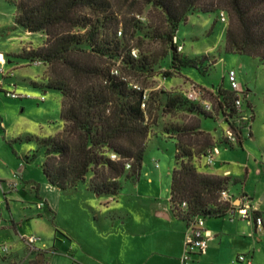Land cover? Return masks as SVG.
Segmentation results:
<instances>
[{
    "label": "rangeland",
    "instance_id": "1",
    "mask_svg": "<svg viewBox=\"0 0 264 264\" xmlns=\"http://www.w3.org/2000/svg\"><path fill=\"white\" fill-rule=\"evenodd\" d=\"M111 1L114 10L120 13L119 18L123 22L120 29L123 31L127 29V38L131 45H134L133 55L136 58L144 56L150 59L155 56L159 59L150 72L139 73L134 70L121 69L118 62L113 66V69L117 68L119 73L144 88L149 95L145 112L150 132L141 169L143 175L140 179L137 177L127 178L125 175L118 178L123 189L119 195V202L114 205L115 208L120 209V214L124 212L129 214L116 217V222L119 225L115 230L117 240L113 243L114 253L112 252V255L115 256L112 259L117 264H129L127 235L130 231L127 232V230L133 227L142 230V225L148 223L152 209L160 203L163 205L167 203L169 179L171 178L172 181L171 171L176 165V144L181 143L192 148L182 141L178 142L180 131L186 130L196 121H200L203 130H209L213 137V133L221 136L223 125L219 127L213 118L201 115L199 111H204L201 104L198 105L187 98L186 94L189 92L190 86L193 83L197 84L205 91V99L216 103L212 90L221 86L223 81L224 85L228 87V71L230 69L236 70L238 82L249 94L248 99H245L246 103L250 101L257 106L256 117L251 125L255 139L247 140L244 150L228 151L223 144L219 143L222 151L221 157L228 158L229 167L233 171L245 173L246 168L252 171L247 181V188L254 201L261 202L264 212V60L225 51L226 31L230 22L226 10H224L226 20L222 21L219 10L202 12L198 8H194L176 32L181 43H184V49L178 54L179 59L174 64L175 49L170 48L167 39L160 37L162 31L167 28L164 11L154 4L142 1ZM15 9L13 0H0V77L4 75L6 78L11 75V71L14 72V76L6 81V90H14V87L9 85L12 80H22L23 78H31L26 80L36 87L30 94L35 97L32 100L28 98L12 99L7 97L4 92L0 93V174L7 178V181L0 182V213H2L0 216L10 221L13 217L23 221L26 216L40 211L38 206L37 210L35 207L39 202V197H37L36 191L28 185H20L18 180H16V185L12 182L15 180V170L25 164L31 171L30 174L35 178L41 176L40 173L43 174L41 167L45 162V150H43L40 141L49 137L44 136L47 127L41 128L42 120L40 118H44L47 114L44 107L49 109L48 113L58 116L62 98L55 89H47L48 83L59 73L64 72V75H69V73L63 68L56 69L52 64L37 57H29L30 52L44 45L46 34L40 31L30 32L28 33L30 35H27L25 30L19 29L13 20ZM137 21L142 23L139 26L140 29L134 25V22ZM126 22L128 23L127 27ZM117 36L121 35L117 34ZM7 54L8 57H5ZM194 59L198 66L188 65L189 61ZM38 61L41 63H37ZM9 68L11 70L4 74V70ZM15 91L28 95V92L22 89ZM157 94L162 99L161 104L156 99ZM170 95L180 96L181 101L185 103L178 105L173 110L166 109V100ZM41 96H45V102L36 99ZM27 131L36 132L39 142L33 137H28ZM30 153L36 157L34 161L27 162L25 157ZM157 163L159 165L156 167ZM193 164L197 168L203 169V156L197 154L193 159ZM129 171L126 170V173ZM146 172L153 179L152 182L148 181ZM95 173L99 176L97 180H100L101 177L108 176L109 171L108 168L93 167L88 172L85 182L79 183L76 188L61 192L56 208L57 217L50 213L49 218L24 222L23 230L34 231V235L41 237L40 243H46L47 246L52 244L55 229L56 236L68 242L71 239L69 233L75 238L76 243H79L81 235L93 240L94 234L91 232L93 229L91 230L88 225L89 222H92L91 214L96 212L102 221L107 210L106 195H98L90 190L91 180L96 179ZM10 182H12V190H10ZM114 199L116 200L117 197L115 196ZM6 200L10 203L9 208ZM38 215L40 216V214ZM122 218H125L126 225H120ZM131 219L134 220L136 226L132 225ZM207 224L209 227L221 230V235L233 232L234 224L225 217H208ZM100 226L103 227V225ZM92 227L94 228L93 224ZM230 236H228L229 242H223L225 247L232 244ZM1 243L10 244L12 252L9 258L19 261L20 264H35L39 255H44L49 251L48 248H40L30 254V247L25 242V245H21L19 239L15 237V232L8 228H0ZM85 248L91 253H88L87 258L92 259L94 248L92 246H85ZM56 250V246L50 248V251L56 252ZM115 250H117L116 254ZM73 253L74 249L70 247L68 254L72 256ZM226 253L228 250L225 249V255Z\"/></svg>",
    "mask_w": 264,
    "mask_h": 264
},
{
    "label": "trees",
    "instance_id": "2",
    "mask_svg": "<svg viewBox=\"0 0 264 264\" xmlns=\"http://www.w3.org/2000/svg\"><path fill=\"white\" fill-rule=\"evenodd\" d=\"M136 1L154 4L164 11L167 28L160 37L167 39L170 48L175 49L174 64L180 52L173 38L194 8L202 12L226 10L230 22L225 51L264 60V0ZM13 3L16 25L30 32L46 34L44 45L30 52L29 57H37L69 73H59L48 83L47 89L58 90L63 95L61 117L65 126L56 136L40 141L45 148V176L50 184L66 191L85 182L93 167L108 168V176L100 180L95 173L96 179L91 180L90 190L114 198L122 190L118 178L125 175L139 179L150 131L142 107L145 89L138 90L130 84L127 76L113 73V66L118 62L121 69L150 72L159 59L133 55L134 45L127 38V29H120L123 22L111 0H13ZM140 24L141 21L134 22L137 29L141 28ZM119 30L121 36H117ZM189 62L190 66H198L195 59ZM223 86L224 81L218 88L224 101L221 107L224 113L227 109L234 113L235 96ZM156 99L162 103L159 94ZM215 99L217 101V97ZM184 103L180 96L170 95L165 108L173 110ZM199 112L213 118L205 111ZM180 133L178 142L192 148L176 144V165L170 188L172 212L184 221L186 215L180 205L186 201L187 214L225 217L230 206L221 202L219 196L227 178L203 174L193 164L197 154L204 156L206 150L217 142L211 133L201 128L200 121ZM243 141L242 135L238 145ZM111 152L120 155V160H113ZM127 162L131 163L130 169L126 168ZM126 170L130 171L126 173ZM17 174L21 176L20 171ZM34 189L38 191L37 185ZM6 204L9 208L8 202ZM39 262L36 260L35 264Z\"/></svg>",
    "mask_w": 264,
    "mask_h": 264
},
{
    "label": "crops",
    "instance_id": "3",
    "mask_svg": "<svg viewBox=\"0 0 264 264\" xmlns=\"http://www.w3.org/2000/svg\"><path fill=\"white\" fill-rule=\"evenodd\" d=\"M14 16L15 13L13 15V20ZM18 27L21 30H25L27 35H30L28 34L30 33V31H27L21 26ZM5 57H8V54ZM8 62L11 63L10 60H8ZM10 70V68L8 70H4V74H6ZM13 76L14 72L11 71V75H8V77L5 78L4 75L0 77V86L3 90H6L7 79ZM26 79L31 78L12 80L9 85L10 87H14V90L22 89L25 92L31 93L36 85ZM46 90L45 92H47ZM249 91L251 90L249 89ZM58 92L62 96L59 115L57 116L56 114L48 113L49 109L47 107H44L47 111V114L44 118H40L42 120L40 123L41 128L43 129L44 126L47 127L46 133L44 135L46 137L57 135L64 129L65 126V122L61 117L63 95L60 91ZM248 95L249 94L246 95V99H248ZM247 103L248 105H251L256 112V104H253L250 101H248ZM206 131L209 132V130ZM27 133L28 137H33V139L37 140L36 132L27 131ZM213 134L214 140L218 143H221L222 133L221 136H217L215 133ZM252 139H255L253 127H251V136H247L244 134V141L242 145H235L226 150H244L246 141ZM43 150H45L44 147ZM221 154L222 151L217 156L214 166L209 167L203 164V169L200 168L199 171L204 174L227 178L226 188L232 195H234V197H238L242 193H247L248 195H250V197L252 198V203L258 210V215H260L264 221V212L261 208V202L254 201L253 196H251V193L247 188V181L249 180L252 171H249L248 168H246L245 173L233 171L229 167L230 162L228 158L225 156L221 157ZM32 155L33 153H30L29 156L25 157L27 162L34 161L36 156H34V158L32 159ZM157 165L159 164L157 163L156 167ZM41 168L43 171V166ZM28 169L29 168L25 164L16 169L14 176L15 180H13L12 182L16 185V180H18L20 185H28V187L33 189L35 185H37L38 191H36V189L34 190L37 193V197H39V202L43 201L45 205L39 209L40 211L33 212L32 215L26 216L25 220L23 221L16 220L14 217L10 221L5 219L3 216H0V228H8L11 231L13 230L15 232V237L19 239L21 245H25L24 241H22V237L32 234L34 235V231L32 230H23L24 222L34 220L40 221L45 217L49 218L50 213L56 215L57 217L56 208L62 192V190L50 184L44 172L43 174L40 173L41 176L35 178L30 174L31 171H29ZM18 171L21 172V176L17 174ZM142 175L143 171H141L139 179L142 177ZM145 175L148 176L149 182L153 181V179L149 177V173L146 172ZM5 181H7V178L2 177V175L0 174V182ZM169 181L170 184H168L169 195L167 196V203L165 205L160 203V205L155 206L152 209V212L148 219V223L146 225H142V230H137L135 227L127 230V232L130 231L127 235V257L130 262L129 264H181L180 257L183 253L184 232L186 224L183 220L177 218L172 212L170 202L171 178L169 179ZM12 182H10V185ZM10 190H12L11 187ZM121 191L116 196V200L112 196H105V206L107 207V210L105 211V216L103 217L102 221L100 219L101 217H99L96 212L91 214L92 222H89L88 225L90 226L91 230L93 229V231H91L94 234L93 240L84 235H81L79 243H76L75 238L69 233V235L71 236L69 242L72 243V246H70V243L68 241L62 240L56 236L55 229V235L53 237L52 244L47 246L46 243L41 244V240L39 241V246L41 248L49 249V251L44 255L41 254L43 256L41 260L38 258V260L40 261L39 264H117V262L112 259V257L115 256L112 255L114 253L113 243H115V241L117 240L115 230L117 229V225H119L116 222V217L118 215L128 216L129 214H126V212L120 214V209L118 207H114V205L119 202L118 199ZM6 202H8L10 206L9 201L6 200ZM35 207L37 210V204ZM38 214H40V216ZM0 215H2V213H0ZM132 218L134 217L132 216ZM225 218H227L228 221L234 224L233 232H230L227 235L222 233L221 235V230H218L214 227H209L206 222V227L211 235L208 251L206 254L196 257L192 264H244L237 261V257L240 254L250 255L253 260V264H264V234L256 231L255 223L240 219L238 217L233 220L228 216H225ZM124 219L125 218H122L120 225H126V220ZM131 223H133V226H136L134 220H132ZM92 224L94 225V228H91ZM100 225H103V227H101ZM228 236L232 238V244H230L229 247H225L223 242L229 240ZM248 237H251L252 239H246ZM20 244L18 243V245ZM55 246L57 248L56 252L50 251V248H54ZM85 246H92L94 248L92 259L87 258L88 253L90 252L86 250ZM70 247L74 249V253L72 256L68 254ZM84 248L85 250H83ZM225 249L228 250V253H226V255ZM116 252L117 250H115V254Z\"/></svg>",
    "mask_w": 264,
    "mask_h": 264
},
{
    "label": "built area",
    "instance_id": "4",
    "mask_svg": "<svg viewBox=\"0 0 264 264\" xmlns=\"http://www.w3.org/2000/svg\"><path fill=\"white\" fill-rule=\"evenodd\" d=\"M220 17L222 21L226 20L224 11L220 13ZM139 18L141 17L139 16ZM118 34H122L121 30L118 31ZM173 43L176 45L177 51L181 53L184 49V43H181L177 35L174 36ZM37 63L41 62L38 61ZM113 73L117 75L120 74L117 68L113 69ZM130 84L138 90L141 89L139 85L133 83L132 81ZM224 87L226 86H223L222 88L224 89ZM218 88L212 90L214 97H217L216 103L212 100L205 99V91L198 87L195 83L190 86L189 92L186 95L189 100L201 104L203 110L213 117V119L219 124V127L223 125V130L221 131V144L225 145L228 149L232 146L238 145L240 136H244V134L251 136L250 131L254 119V109L246 103L245 99L247 93L238 82L237 72L235 69H230L228 71V87H226L235 96L233 101L234 113L230 112L229 109H227V112L224 113L223 108L221 107L224 101L218 93ZM2 92H4L7 97L12 99H35V97L30 95V92H28V95L18 93L15 90H3ZM148 96L147 91L144 90L142 103V107L144 109L146 107ZM36 99L40 102H44L45 96L37 97ZM219 143H215L206 150L203 156L205 166L212 167L215 165L217 156L221 152ZM110 157L113 160H120L121 158L120 155L115 152H111ZM126 168H131L130 162L126 163ZM219 200L221 202L228 203L230 206L226 216L232 220L238 217L240 219L248 220L249 222H254L256 225V231L264 234L263 218L257 214L258 210L252 203L250 195L242 193L238 197H234V195H232L227 188H224L220 192ZM44 205L45 203L43 201H40L37 204L39 208H42ZM180 208L186 215V219L184 220L186 228L184 232L183 253L180 257V262L181 264H192L196 257L204 255L208 251L209 240L211 238V235L206 227L208 217L204 215L187 214L186 211L188 209V204L186 201L181 203ZM22 239H24V242L30 247V254L41 248L39 246L41 238L37 235H27L22 237ZM11 252L12 248L9 243L0 244V264H20L19 261L9 258ZM237 261L244 264H253V260L248 254H240L237 257Z\"/></svg>",
    "mask_w": 264,
    "mask_h": 264
},
{
    "label": "water",
    "instance_id": "5",
    "mask_svg": "<svg viewBox=\"0 0 264 264\" xmlns=\"http://www.w3.org/2000/svg\"><path fill=\"white\" fill-rule=\"evenodd\" d=\"M42 258H43V256H42V255H40V256H39V259L41 260Z\"/></svg>",
    "mask_w": 264,
    "mask_h": 264
}]
</instances>
